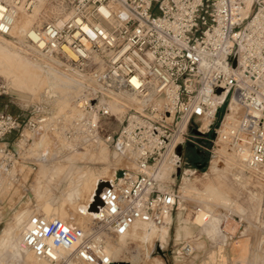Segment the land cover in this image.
<instances>
[{
  "label": "built area",
  "instance_id": "1",
  "mask_svg": "<svg viewBox=\"0 0 264 264\" xmlns=\"http://www.w3.org/2000/svg\"><path fill=\"white\" fill-rule=\"evenodd\" d=\"M45 1L58 2L59 14L19 36L20 7L31 13L38 0H0V36L79 77L82 112L66 136L82 148L92 140L108 146L117 167L100 191L98 217L73 226L33 211L23 224L25 250L47 264L114 263L111 238L136 223L165 225L177 210L176 180L192 149L205 157L198 168L227 162L235 179L264 181V0ZM112 104L123 107V118ZM109 116L119 125L102 133ZM44 126L42 117L0 111V186L19 179L20 150Z\"/></svg>",
  "mask_w": 264,
  "mask_h": 264
},
{
  "label": "rangeland",
  "instance_id": "2",
  "mask_svg": "<svg viewBox=\"0 0 264 264\" xmlns=\"http://www.w3.org/2000/svg\"><path fill=\"white\" fill-rule=\"evenodd\" d=\"M47 18L40 16L35 24ZM13 47L8 48L9 53L15 52L18 60L22 57L36 74L17 64L0 62V111L21 117L39 116L45 126L28 151L20 150L22 155L16 162L19 179L12 186H0V264L26 261L19 239L23 224L33 211L63 214V207L77 208L84 212V220L89 221L84 210L89 193L71 198L70 187L80 190L88 184L91 193L95 183L100 179L109 180L110 172L115 173L117 167L108 146L92 140L82 148L83 144L75 135L66 136L71 119L81 115L76 100L82 86L79 83L65 85L70 84L65 76L70 72L56 66L58 75L54 74L41 60ZM120 115L123 118V113ZM118 125L114 116L105 118L101 123L102 133L108 134ZM72 131L75 132L73 128ZM44 132L42 141L37 142L38 135ZM51 133L61 135L63 140L61 144L58 138L60 145L57 144L56 150L49 138ZM13 138L16 136L7 141ZM46 147L51 149L50 153L46 161H41L40 154ZM102 148L107 150V161L101 158ZM193 150L186 155L191 164L182 162V171L186 173L176 180L181 204L165 226L168 232L165 233L163 227L157 233L159 237H152L155 232L150 228H139L126 236L111 238L113 246H120V250H114L116 258L125 264H264V181L250 176L235 179L232 165L227 162L212 164L208 160L198 168L200 160ZM212 165L218 169L213 170ZM57 168L58 175L49 179ZM184 177H187L186 182ZM186 243L193 246L190 254L181 251Z\"/></svg>",
  "mask_w": 264,
  "mask_h": 264
},
{
  "label": "bare ground",
  "instance_id": "3",
  "mask_svg": "<svg viewBox=\"0 0 264 264\" xmlns=\"http://www.w3.org/2000/svg\"><path fill=\"white\" fill-rule=\"evenodd\" d=\"M60 10H61V6H60V4L57 2V3H52L51 1H45V0H38V2H37V4H36V7L34 8V10H33V13L32 14H27L26 13V10L23 8V7H20V11H19V14H18V17H17V20H16V25H15V28H14V32L16 33V34H18L19 36L21 35V33L25 30V29H27L29 26H32V25H34L35 24V22H37V20L38 19H40V16H43V17H49V15L50 16H52V14L53 15H57V14H59V12H60ZM50 13H52V14H50ZM40 21V20H39ZM40 23V22H39ZM0 38L2 39V40H0V62L1 63H6V64H9V65H11V64H17L21 69H23V70H27V71H30L32 74H36V72H34V70L33 69H30L31 68V66H29L28 67V65H27V63H26V61L25 62H23L22 60H21V58H19V60H18V55L14 52V53H9L10 51H8L9 49V47H12V46H14V47H16V45H14V43L13 42H11L10 40H8V39H6V38H3V37H1L0 36ZM4 40V41H3ZM1 41H3V43L1 42ZM6 44V45H3V44ZM13 47V48H14ZM17 49H19V50H21L19 47H17ZM68 51V50H67ZM68 53H69V55L71 56V57H74V55L71 53V52H69L68 51ZM5 59H6V61H5ZM33 66V65H32ZM37 67H39V66H37ZM33 68H34V66H33ZM39 68H41V67H39ZM47 70H49L50 72H53L54 74H57L58 75V70L56 71L53 67H49ZM46 70V71H47ZM48 71V72H49ZM60 72V71H59ZM65 76H67L66 77V79H69V82H70V84H68V83H65V85H72V84H74V83H78V82H76L78 79H79V77H76V75H74L73 73H70V75H65ZM65 79V78H64ZM68 82V81H67ZM112 106V110H113V112L115 113V114H117V116L118 117H120L121 118V115L120 114H122V113H124V109H123V107L120 105H117V104H112L111 105ZM79 112L81 113L82 111H81V109L79 110ZM119 114V115H118ZM74 115V114H73ZM46 131V130H45ZM46 133L44 132L43 134H39L38 135V137H37V142H41L42 140H40L41 139V137L43 136V135H45ZM51 135V137H49L50 138V140H51V143L52 144H54V148H55V150L56 149H58V145L57 144H59L60 145V140H61V144H62V142H63V140L62 139H60L61 138V135H53L52 133L50 134ZM60 140H59V139ZM60 148V147H59ZM50 150L51 149H47V147H46V150H43V153H42V157H41V160L42 161H46V159H47V155L50 153ZM101 158H103L105 161H107L109 158H108V153H107V150H106V148H102V151H101ZM216 163V160H214L213 162H212V164H215ZM166 166V165H165ZM212 167V169L213 170H216V169H218L217 167H216V165H212L211 166ZM165 169V168H164ZM106 170V169H105ZM168 168H166V170H164V173L166 174L168 171ZM106 171H108V170H106ZM58 173H59V168H57V169H55V170H53L52 172H51V174H50V178L49 179H53V178H55L57 175H58ZM114 171L113 172H110V177H109V180L108 179H100L97 183H95V188L92 190V192L90 193V191H91V189H90V185L88 186V184H85L84 186H82V188H80V190L77 188V187H75V188H73L72 186L70 187V190H69V196L71 197V198H73L75 195H77V197H79V195L80 196H86L88 193H89V200H87V202H85V204H84V206H85V208H84V210L86 211V214L89 216L88 218H89V221H85L84 220V216H85V214H84V212L80 209H71V208H64L63 207V209H62V211H63V214H53V213H46L43 209V211H44V214L45 215H47V216H49V217H52V218H54V217H60V218H62V219H65L66 221H68L69 223H71L73 226L74 225H79V226H85L87 223H89L90 221H91V219L93 218V216H94V212H96L97 210H98V200L97 199H95V196H96V194H97V191L99 190V188H101L107 181H110V180H112L113 178V176H114ZM186 179H187V177H184V180H185V182H186ZM228 209V208H227ZM91 210V211H90ZM21 213V212H20ZM171 218V217H170ZM169 220V219H168ZM169 224V222L167 221V223L165 224V225H162V226H153V225H150V224H148V223H136L135 225H134V227H133V229L129 232V233H132V232H134V231H136V230H138L139 228H142V229H149L150 228V231L151 232H155V234L152 236V237H154V236H158L157 235V233L159 232V230L161 229V228H163V231L165 232V233H167L168 232V230L165 228V226L166 225H168ZM237 225V224H236ZM128 233V234H129ZM152 237H150V238H152ZM159 237V236H158ZM20 240H21V237H20V239H19V246H20V249H21V251H24L25 252V256L27 257V259H26V261L24 262V264H47L46 262H44V261H40V260H38L37 258H35L34 257V255L31 253V252H29V251H27V250H25L22 246H21V244H20ZM120 250V246L119 247H115V246H113L112 245V243L109 241L108 242V252H109V254L112 256V258H113V261L114 262H121V261H119L117 258H116V256H115V254H114V250Z\"/></svg>",
  "mask_w": 264,
  "mask_h": 264
},
{
  "label": "water",
  "instance_id": "4",
  "mask_svg": "<svg viewBox=\"0 0 264 264\" xmlns=\"http://www.w3.org/2000/svg\"><path fill=\"white\" fill-rule=\"evenodd\" d=\"M180 152H181V146H179L178 148H177V153L178 154H180ZM110 184V181H107L101 188H99V190L97 191V194H96V196H95V199H97L98 200V210L96 211V212H94L95 214H94V216L95 217H98L99 216V213H100V210H101V208H102V205H103V203H102V201H101V199H100V191L102 190V188L104 187V186H106V185H109ZM91 211V210H90ZM112 264H125V263H122V262H114V263H112Z\"/></svg>",
  "mask_w": 264,
  "mask_h": 264
},
{
  "label": "flooded vegetation",
  "instance_id": "5",
  "mask_svg": "<svg viewBox=\"0 0 264 264\" xmlns=\"http://www.w3.org/2000/svg\"><path fill=\"white\" fill-rule=\"evenodd\" d=\"M198 158H199V160L201 159H205V157H203V156H198V155H196Z\"/></svg>",
  "mask_w": 264,
  "mask_h": 264
}]
</instances>
